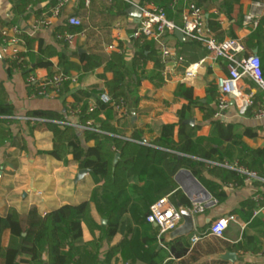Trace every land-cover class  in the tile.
Returning <instances> with one entry per match:
<instances>
[{
    "label": "crops",
    "instance_id": "crops-1",
    "mask_svg": "<svg viewBox=\"0 0 264 264\" xmlns=\"http://www.w3.org/2000/svg\"><path fill=\"white\" fill-rule=\"evenodd\" d=\"M130 1L139 6L153 3L163 8L166 7L164 9L167 17L177 25L181 24L180 13L188 2V0H176L171 5V0ZM193 1L202 9L208 32L219 40L239 39L245 47V53L257 54L264 67V0H240L244 17L252 12L257 15L258 24L261 23L256 36L252 32L254 29L242 24L244 17L239 25L234 22L233 13L236 10V5L231 0ZM25 2L27 3L24 4ZM54 2L55 0H0V30L6 26L18 25L26 31L30 23L46 13ZM100 3L105 4L104 10ZM123 3L128 4V8L132 6L122 0H116L111 4L93 1L88 7H84L82 0L67 4L58 20L53 19L49 26L40 29L33 36L24 35L25 65L38 78L48 75V70L45 67H34L35 61L42 56V53H47L43 50L47 45L56 53L65 54L77 52L78 48L86 47L88 53L85 54L95 53L104 59L111 51L122 52L124 56L123 82L127 99L125 104L128 113L121 114L112 106V108L97 110L87 120L92 126L97 127L100 122L109 119L122 137H128L134 130H138L144 140L141 144L146 147L145 145H148V142L159 134L162 125H176L178 121L176 111L186 103L176 93L178 83L190 88L193 99L198 103L208 101L214 108L215 99H211L210 92L216 90V78L225 75L227 69L224 61L207 56L201 44L187 39L180 41L173 33H166L164 40L172 51L182 56L183 61H171L166 74H162L160 53L158 44L155 42H146L149 50H156L150 53V57L146 61L132 64L133 54L138 50L140 41L137 44L136 39L132 38L130 34L138 19L127 14L128 8L123 10ZM256 3H259V6H255ZM68 15L80 17L83 24L80 28H74L77 34L75 43L63 46L65 43L57 40L55 35L58 31L70 27L65 23ZM85 19H87L86 25L84 24ZM103 21H108L107 24H110L109 40H104L98 31L100 48H92V45L89 44L92 39L88 36V29L91 28L95 31L98 29L90 22L102 23ZM117 22L121 25V33L115 39L113 25ZM210 24L216 26L217 29L210 31ZM25 37L29 38L28 44ZM41 50H43L42 53ZM43 59L51 62V71L58 69L57 55H49ZM70 73L76 72L71 71ZM101 74H104L107 79L112 75L111 72H103L102 66H100L91 73L78 74L77 82L66 85V90L58 97H32L33 91L31 92L28 88L23 72L12 71L8 68L0 53V83L7 95V100L13 106L11 123L0 122L1 127H8L11 131L10 137L4 141V146L0 148V215L3 216L10 209H14L21 218H24L31 208H35L37 213L43 216L48 211L60 206L88 201L89 217L93 226L89 227L85 222H81V236L75 240L69 237L64 225L59 232L60 249L71 255V264H104L109 251H112L113 254L108 264H264V255H262L264 252V210L251 218L252 213L247 210L245 205H242L245 199L252 198V195L258 190V184L254 182L232 187H226L223 184L222 187L227 193V198L223 203H216L212 196L210 200L203 202V211L192 214L194 229L201 233V238L194 245L190 244V235H177L175 230L167 232L158 239V228L155 224H150L145 220L135 222L129 212L122 216L124 232L107 235V219L102 216L104 204L100 177L90 172L79 181L74 182L80 168L72 160L69 150L65 151L61 159H55L49 155L48 152L52 150L51 131L45 127L28 128L25 124L26 119L22 118L26 117L25 113L28 110L63 111L64 105L70 106L72 101L70 94L77 88L98 86V89L105 92L100 79ZM150 75L161 77L163 85L159 88L153 87L148 79ZM211 86L214 88L212 89ZM245 86L244 91L251 95L250 107L258 96L254 107L250 110L249 107L245 114L239 115L237 105L230 102L220 120L225 123L237 124L239 130L242 128L255 130L256 137H244L242 140L248 146L263 147L264 119H256L253 116V111L257 103L264 100V97L250 80L245 81ZM92 104L94 105L93 99H88L87 105ZM188 118H194V124L200 125L196 132V140L200 144L209 147L221 143L217 138L209 136L210 124L203 120L198 108H195L193 116ZM67 119L70 122L79 123L77 116L68 114ZM76 131L82 137L81 143L84 147L95 143L92 140L85 143L83 131L79 128H76ZM224 162L237 163L236 161ZM206 168H208L207 165ZM184 169L189 170L188 168ZM137 173L134 170L130 174L134 179L128 183L127 195L124 200L121 203L113 204L114 211L128 202L127 208L133 209L138 214L144 216L147 212L148 204L134 191V186L142 183L137 179ZM200 174L208 180H213L205 168L201 170ZM177 187L183 194L185 204L174 203L171 200L180 215L176 229L183 223L182 210H186L191 204L178 184ZM167 195L169 198L170 194L164 196ZM227 215H233L236 219V222H230L234 228L231 236L228 233L230 223L224 232L223 239L205 234L212 220ZM259 215L263 217L261 219L263 225L260 226L261 222L260 224H250ZM73 217L69 212L66 221ZM246 237L251 238L250 245L256 248L255 251L250 250L249 247L246 250L240 249L235 252L236 259L233 262L220 258L222 253L230 251L225 248L226 245L239 242L243 246L246 244ZM19 242L20 238L12 235L8 230L2 233L1 247L3 249L16 248ZM22 259H27V257H18L17 264H37L32 261L20 262ZM41 259L46 260L45 254ZM0 264H3L1 256Z\"/></svg>",
    "mask_w": 264,
    "mask_h": 264
},
{
    "label": "trees",
    "instance_id": "trees-1",
    "mask_svg": "<svg viewBox=\"0 0 264 264\" xmlns=\"http://www.w3.org/2000/svg\"><path fill=\"white\" fill-rule=\"evenodd\" d=\"M231 2L236 5V10L233 13L234 22L239 25L244 17L240 0H231ZM128 6V4L123 3V10H126ZM164 8L166 9V7ZM259 24L252 31L255 36L260 28ZM209 29L215 31L217 27L210 24ZM66 30L75 33L74 28L66 27ZM28 39L25 37L27 44ZM136 42L139 43V48L133 54L132 64L146 61L150 57V53L156 51L155 49L149 50L145 40L141 41L138 38ZM66 45L63 44V46ZM39 47L41 48V44ZM43 50L47 53L45 54ZM43 50H41V53L44 54L42 53V56L35 61L34 67H45L48 70V75H51L54 72L51 71L52 64L50 61L43 59L49 55H57L58 69L66 74L71 71L77 74H88L95 68L102 66L103 72H111L112 74L109 79L104 74L100 75L105 93L113 101L123 99L125 103L127 102L123 82L124 56L122 52L111 51L104 59L95 53L78 54L76 51L70 54L56 53L49 45L45 46ZM148 50L149 52L145 54ZM261 68L264 76L263 65H261ZM22 72L26 77L31 69H28L24 63ZM148 79L155 88L163 85L161 77L150 75ZM28 88L32 92L36 87L28 85ZM211 88L213 89L214 86H211ZM65 90L66 86L62 88V94ZM100 93H102V89H98V86L77 88L70 94L72 98L70 106L66 107L64 105L63 111L28 110L25 113V124L28 128H34V126L45 127L51 131L52 150L48 152L49 155L55 159H61L65 151L69 150L72 160L78 164L79 168L89 169L92 174L100 177L104 204L102 216L107 219V235L109 236L117 232H124L122 221L124 213L129 212L130 217L135 222L144 221L149 206L166 194H170V201L185 204L183 194L173 179L174 174L182 167L190 170L192 175L206 188L218 204L223 203L227 198V193L222 187L223 184L231 183L233 186H239L243 183L234 170L219 165L206 168L207 162L236 161L239 165L256 170L261 175L264 174V146L251 147L242 140L244 137H256V131L250 128L239 130L237 124L225 123L220 119H215L213 117L214 108L210 103L208 101L198 103L193 99L191 89L184 87L181 83L177 84L176 93L186 103L176 111L178 117L176 125H162L159 134L155 135L148 142V145H145L146 147L141 144L144 140L140 131L134 130L128 137H122L109 119L100 122L97 127L93 126L92 129L83 130V141L85 143L91 140L95 142L84 147L81 143L82 137L78 135L76 128L66 124L68 112L70 109L75 111L79 123L83 125L97 110L112 108L111 103L100 101ZM210 93L211 99H216L217 89L215 91L211 90ZM90 98L94 101L95 109L88 113L87 100ZM256 100L253 101V105L249 110L254 107ZM195 108L200 110L203 120L209 122L211 127L209 136L220 140L221 143L217 146L205 147L196 140V132L200 128L199 124L189 125L183 123L185 119L193 116ZM12 117L13 106L7 100V95L0 83V122L10 124ZM10 135L11 131L8 127L0 126V148L4 146V141ZM116 153L119 154V157L116 163L113 164ZM143 155L144 157H142ZM204 168L213 180L201 176L200 172ZM134 170L138 172L137 179L142 182L134 186V191L148 204L144 216L131 208H127L128 202H125L117 211L113 210V204L121 203L127 195L128 183L131 179H134L130 174ZM242 205H245L247 210L252 213L257 206H264V196L259 201L247 198L242 202ZM89 211V202L82 201L78 204L60 206L48 211L43 216H40L35 208H31L24 218H21L14 209H10L3 216L0 215V256L3 258V264H17V258L24 256L27 259H22L20 262L71 264V255L62 252L60 249L59 232L64 225L67 228L69 237L72 240L78 239L81 236V222H85L89 227L93 226ZM69 212L74 217L66 221ZM5 230L20 238L16 248L3 249L1 247V236ZM246 239V244L243 246L238 242L226 245L225 248L237 252L240 249L246 250L249 247L250 250L255 251L256 248L250 245L251 238L246 237ZM44 254L46 256L45 261L41 259ZM112 254V251L108 252L104 264H108Z\"/></svg>",
    "mask_w": 264,
    "mask_h": 264
},
{
    "label": "built area",
    "instance_id": "built-area-1",
    "mask_svg": "<svg viewBox=\"0 0 264 264\" xmlns=\"http://www.w3.org/2000/svg\"><path fill=\"white\" fill-rule=\"evenodd\" d=\"M78 0H55L53 5L46 13L34 19L26 31L22 30L18 25L6 26L0 30L1 47L0 53L5 65L12 71H22L25 63L26 50L24 48V35L33 36L40 29L51 24L53 19L60 18L67 4ZM99 1L111 4L116 0H82L84 7H88L91 2ZM132 6H136L140 10V17L136 22L130 36L135 39L151 41L158 44L160 53V64L162 66V74H166L171 61L181 62L182 56L177 55L168 47L164 40L166 33H173L175 29H179L185 39L197 42L203 46L207 56L213 59H219L225 62L227 73L219 76L215 80L217 96L215 99L213 117L221 119L223 112L228 108L230 102L237 105L239 115L246 113L251 105V95L244 90L245 81L250 80L255 88L260 91L264 97V76L261 68V61L257 54L245 53V47L237 38L217 39L206 29V20L202 9L193 0H188L186 7L180 13L181 24L177 25L174 21L167 17L163 7L153 3L144 5H135L130 0H122ZM176 0H171V5ZM255 6H259L256 3ZM259 19L257 15L250 12L243 19V25L250 29L258 26ZM66 25L73 28L82 27L83 21L76 15H68L65 19ZM115 31V39L120 36L121 25L119 22L113 25ZM77 34L68 30L58 31L55 35L56 39L67 44L75 43ZM78 79L77 73H63L59 69L55 70L51 75L42 78L36 77L29 72L25 77L28 85H34L36 88L32 92V97H50L55 98L62 95V88L66 85L75 84ZM100 101L111 103V105L121 114H127L128 108L123 99L113 101L105 92L99 94ZM95 109V105H89L87 112L90 113ZM69 115L76 116L75 111L69 110ZM256 119H264V100L257 103L253 111ZM24 120L26 117H22ZM66 124L82 131L93 126L90 121L86 120L85 124L67 121ZM219 165L227 169L234 170L243 184L257 183L259 188L252 195L254 201H259L264 196V174H259L256 170L239 165L235 162H207L208 167ZM264 169V163H263ZM226 187H232L231 183L225 184ZM205 202V201H203ZM203 202H191L187 208L191 214L200 213L204 209ZM264 210V206H257L253 211L251 218L255 217ZM180 220V215L174 205L167 196L159 198L149 206L145 221L155 224L158 228L157 238L173 230ZM236 222L233 215L219 217L212 220L205 231L206 235L214 238L223 239L224 232L228 223ZM201 238V233L196 229L190 234V244L194 245ZM264 255V252H262Z\"/></svg>",
    "mask_w": 264,
    "mask_h": 264
},
{
    "label": "water",
    "instance_id": "water-1",
    "mask_svg": "<svg viewBox=\"0 0 264 264\" xmlns=\"http://www.w3.org/2000/svg\"><path fill=\"white\" fill-rule=\"evenodd\" d=\"M127 14L138 19L140 17V10L136 6H130L127 10ZM173 34L180 40L184 41L185 37L182 34V32L179 29H175L173 31ZM78 53H88L86 47L78 48ZM185 124L194 125V118H188L183 121ZM119 157V154L116 153L113 158V164L116 163L117 158ZM91 171L86 168H80L76 174V177L74 179V182L79 181L82 179L87 173H90ZM174 180L176 183L180 186L182 191L186 194L190 202H203L208 201L211 199V195L209 192L202 186V184L192 175V173L184 168L179 169L175 175ZM179 207H181L180 204H178ZM182 219L183 223L180 227L177 229L174 228V232L177 235L187 236L189 235L193 229V220H192V214L186 209L182 210ZM220 258L227 261H235L236 259V253L233 251H226L220 255ZM46 264V263H44Z\"/></svg>",
    "mask_w": 264,
    "mask_h": 264
},
{
    "label": "rangeland",
    "instance_id": "rangeland-1",
    "mask_svg": "<svg viewBox=\"0 0 264 264\" xmlns=\"http://www.w3.org/2000/svg\"><path fill=\"white\" fill-rule=\"evenodd\" d=\"M101 5H102V9L104 10L105 8H104V6H105V4H102V3H100ZM86 21H87V19H85V25H86ZM107 22L108 21H106V22H102V23H94V22H90L91 23V25L92 26H94V27H97V31H95V30H93V29H91V28H89L88 29V36L89 37H91V42H89V44H90V46L92 47V48H96V49H98V48H100V43H99V40H100V36L97 34V32L101 35V37L104 39V40H109V35H110V24H107ZM93 23V24H92ZM91 48V49H92ZM263 217H261L260 215L257 217V218H255V219H253L252 220V222L250 223V224H257V223H259L260 224V222H261V219H262ZM261 225H263V223L261 222V224H260V226ZM234 228H233V224L232 223H230L229 224V226H228V233H229V236H231L232 235V233H233V230Z\"/></svg>",
    "mask_w": 264,
    "mask_h": 264
}]
</instances>
